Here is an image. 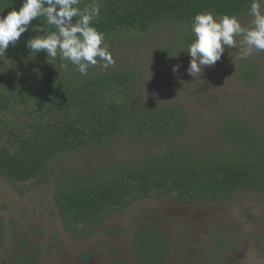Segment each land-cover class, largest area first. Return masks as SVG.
<instances>
[{"label":"trees","instance_id":"obj_1","mask_svg":"<svg viewBox=\"0 0 264 264\" xmlns=\"http://www.w3.org/2000/svg\"><path fill=\"white\" fill-rule=\"evenodd\" d=\"M96 2L94 24L114 59L107 69L90 66L81 75L71 62L63 68L45 52L31 54V28L0 56V254L37 264L8 245L23 234L6 196L11 185L26 204L22 213H39L27 219L35 234L58 241L63 260L54 264H90L93 254L84 247L72 254L59 227L108 252L102 264H130V250L161 264L170 249L180 264H244L235 209H243L248 239L264 250V52L234 64L237 49L226 47L193 78L186 49L197 13L234 14L247 24L251 0ZM21 4L0 0V15ZM156 93L160 99L150 98ZM181 204L209 209L213 221L177 234L181 224L166 208L180 212ZM48 220L57 226L47 231ZM124 229L123 246L103 235ZM19 243L32 244L25 235Z\"/></svg>","mask_w":264,"mask_h":264},{"label":"clouds","instance_id":"obj_2","mask_svg":"<svg viewBox=\"0 0 264 264\" xmlns=\"http://www.w3.org/2000/svg\"><path fill=\"white\" fill-rule=\"evenodd\" d=\"M80 3L81 0H22L18 10L13 8L7 15H0V56H5L9 45L16 46L21 35L31 28L37 33L25 42L31 54L45 52L49 62L59 59L63 68L68 66L65 62H71L81 75H87L90 66L107 69L114 59L104 33L94 24L100 16V4L93 0L81 8ZM249 16L250 21L242 24L234 14L197 13L191 21L194 39L186 49L190 56L189 75L199 77L205 67L214 66L226 47L237 49L234 64L264 52V0H251ZM33 20L42 23L33 24ZM177 69L173 67L174 72Z\"/></svg>","mask_w":264,"mask_h":264},{"label":"rangeland","instance_id":"obj_3","mask_svg":"<svg viewBox=\"0 0 264 264\" xmlns=\"http://www.w3.org/2000/svg\"><path fill=\"white\" fill-rule=\"evenodd\" d=\"M163 97V96H162ZM150 98L153 99H160L161 98V94L156 93L153 96H151ZM84 163L81 165V163L79 162V166H85L86 164H88V161L86 159L83 160ZM5 190L7 191L6 196L8 197V200L10 201V209L11 211L15 214V216L17 217V220L20 221V226L23 229V234L22 236H27L30 238V242L32 244H29L26 248H21L20 246V240L22 238L21 235H19L17 237L16 240H13L11 238H8V245L9 247H17V249L20 252H26V255H30L32 256L35 261L37 262V264H54V258H57L58 260L62 261V255L58 253V251H56L57 249V245H58V241L56 240H52V238L50 237V239L48 240L47 237L43 236V235H37L35 234V229L30 228V225L27 223V219L31 218L33 219V216H31L30 214H39L38 212H35L34 210H30V212H26L25 214H23V210L22 207H25L26 204L23 203L24 201L22 200L21 196L19 195L18 191L15 190L11 185H8L7 187H5ZM180 212H176V209H172V208H166V212L168 216H171L174 218V220L178 223L181 224L180 226H176L174 227V229L178 230L179 228L182 229V232H186L188 230H190L191 232L194 233H198L201 231V229L208 225L209 222H212L213 220H211L210 217H208L207 215L210 213L209 209H205L203 207H199V206H188V205H183L181 204L180 206L177 207ZM243 209H235V216H236V227L239 230V232L242 234L240 235V249L239 251L236 253L238 258L244 263V264H264V260H263V256H264V250L254 246L250 239H248L247 237V232H246V225L243 222V218L241 216V211ZM256 210L257 212H261V209L258 208V206L253 207V211ZM205 212L207 214H205ZM23 216H22V215ZM193 214V217H190L189 215ZM20 216V218H19ZM124 219H116L112 225H116L118 223H120L122 225ZM49 223H46L47 226V231L50 229V227L52 226H57L53 221L48 220ZM190 224V225H189ZM192 224V225H191ZM23 225V226H22ZM49 227V228H48ZM258 226H256L257 228ZM60 231V236H62L63 234L66 233V242L67 244L70 246L71 249V253L74 254L76 253L78 250H80L82 247H84L86 250H88L89 252L92 251L93 254H91V260H90V264H102V260L104 261L106 258H108L109 254L107 253H101V252H97L94 250L95 244L96 242L93 240L90 241H82L77 239L74 236L69 235L67 232L64 231L63 228L60 227L58 229ZM171 230H173L171 228ZM180 230V229H179ZM179 230L177 231V234L179 233ZM171 233V232H170ZM173 233V232H172ZM171 233V234H172ZM127 231L126 229H124L121 233V235H116V234H111L108 232V230H104L103 235L106 236L109 244L111 245V243H117L118 245H124L125 242L128 241V237H127ZM52 235V234H51ZM51 242V245H50ZM180 242H182V238L176 235V243H178V245L180 246ZM98 245V244H97ZM37 246H42L41 247V252L37 253L34 251V248ZM183 248L184 249H189L190 248V244H183ZM106 250L103 247V251ZM50 252V254H48ZM131 254H126V256L128 257V261H130V264H152L150 262H147L146 260L143 259H137L136 255L133 253V251L130 250ZM10 257V255L8 254H0V264H12V262H10L8 260V258ZM100 257H102V260H100ZM124 256H122V261L125 262V258ZM143 260V261H142ZM181 261L180 256L178 254H176V252H173L171 254V249H170V253L166 255V257H164L161 261V264H180L179 262ZM209 261V259H207L206 261L200 263V264H206ZM147 262V263H146ZM82 263V262H81ZM190 264H197V262L195 260H193V262L191 261ZM214 264V262H213Z\"/></svg>","mask_w":264,"mask_h":264}]
</instances>
